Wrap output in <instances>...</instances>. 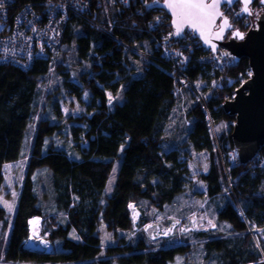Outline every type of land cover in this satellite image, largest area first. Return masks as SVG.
<instances>
[{"label":"trees","instance_id":"1","mask_svg":"<svg viewBox=\"0 0 264 264\" xmlns=\"http://www.w3.org/2000/svg\"><path fill=\"white\" fill-rule=\"evenodd\" d=\"M44 1L17 0L13 13L25 3ZM100 4L93 3V11L85 15L71 13L58 45V49L75 46L80 63L90 64L76 72L83 88L65 81L79 98L84 90L91 93L89 115L62 120L57 108L60 91L43 92L54 55L37 60L28 70L0 65V183L7 164L28 159L5 260L13 264H193L192 250L200 248L207 263L264 264V147L244 164L233 144V129L219 136L213 133L223 120L234 127L236 119L223 105L249 79L248 58L218 70L208 51L185 38L173 44L182 47L181 56L190 57L185 64L164 50L172 28L171 17L161 8L147 9L140 0L130 5L119 0ZM161 15L165 21L157 24ZM250 18L234 21L247 32L244 21ZM185 43L191 49H183ZM133 57L140 60V69ZM63 68L59 63V72H65ZM201 81L206 85L198 87ZM121 86L123 99L111 103L109 94H117ZM187 90L196 103L184 117L189 126L182 132L186 141L175 144L167 128L185 104ZM71 122L75 124L69 128ZM167 145L172 147L168 151ZM193 150L209 152V171L198 179L206 184L209 199L222 203L217 218L228 226L227 233L200 231L193 235L194 244H175L169 238L152 242L143 229L150 222L147 213L152 209L163 213L192 189L194 178L184 156ZM119 162L108 194L109 178ZM132 205L143 210L138 229ZM33 217L42 219V233L53 245L48 253L24 248ZM8 220L0 206L4 229ZM101 224L133 236L120 239L101 256ZM253 228L261 232L254 234Z\"/></svg>","mask_w":264,"mask_h":264},{"label":"rangeland","instance_id":"2","mask_svg":"<svg viewBox=\"0 0 264 264\" xmlns=\"http://www.w3.org/2000/svg\"><path fill=\"white\" fill-rule=\"evenodd\" d=\"M240 8H242V6H240ZM162 11L164 10L162 9ZM260 11L263 12L264 10L262 11V9H254L253 14L249 16L251 17L250 21L245 19L244 25H246V22H250L251 24H254L252 29L255 28L257 25V17L259 16ZM233 13L234 11L230 12L229 14ZM77 32L80 33V30L78 29ZM133 59V62L137 65V69H140V60L135 59L134 57ZM53 63L54 68L43 84L42 90L45 95L51 92L53 93L56 89L60 91L59 93L62 94V99L58 103L57 108L61 113L62 120H66L70 116L80 117L82 115H89L88 110L92 102L91 93L88 90H84L82 97L79 98L72 91L71 86L65 83V81H68V83H74L80 88H83L81 82L78 81L76 72L80 69L90 68L89 62H84L83 64L80 63L75 46L68 48L61 45V47H59V49H57L56 53L54 54ZM59 63L65 67L63 68L65 72H59ZM204 85H206L205 82L201 81L197 86L203 87ZM124 89L125 87L121 86L117 94H109L112 97L111 103L121 101L123 99ZM210 93L211 91L206 94L210 95ZM199 94H201L200 89ZM185 99V104H183L180 109H177V112L172 117V120L170 121L167 128V136L175 144H182L184 141H186V135L182 132L186 131L189 126L187 125L186 118L184 119V117H186L187 109L191 108V106L196 103L193 93L189 90L185 92ZM74 124L75 122H71L69 124V128H71ZM232 129H234V127L232 128V124L223 120L215 125L213 128V133L214 135L216 134L219 136L223 133H229ZM171 148L167 145L165 150L168 151ZM184 158L186 159V164L190 169L192 177L194 178V184L191 190L185 192L181 196H178L175 202L168 206L163 213L158 212L156 209H152L149 213H147V216L150 218V222L147 223L143 229L145 230L147 237H149L152 242L169 238V241H173L175 244H194L195 241L193 239V235L197 232L214 230L216 232L219 231L227 233L228 226L226 224L220 223L217 218L218 210L220 209L222 203L219 201L215 202L210 200L207 196L206 184L202 180L198 179V175L207 173L209 171V152L193 150L189 156H184ZM27 166L28 159L26 158L13 164H7L5 166L4 175L0 183V206L7 211L9 219V222L7 223L8 229H4L3 224H0V245H2L0 246V264H13L8 263L5 260L4 249L7 244L11 225L16 214L20 190L27 173ZM120 166L121 162L115 165L113 173L109 178L106 189L108 194H110L114 188ZM7 205H12V209L9 210ZM131 209L135 229H138L139 223L142 222L143 210L136 205H132ZM42 229L43 221L38 239L44 243V245L47 247V250L50 252L53 245L49 241L47 235L42 233ZM252 232L255 234L261 231L259 229L253 228ZM98 234L100 236L102 246L101 256L106 254V250L109 246L117 244L120 239L129 240L133 236V232H125L120 230L110 231L105 224H101L98 227ZM184 237L189 238L190 240L187 241L184 239ZM29 239H31V228ZM196 250L195 252L192 250V253H194V255L192 254L193 264H215L204 261L202 250L200 248H197ZM14 264L36 263L26 262Z\"/></svg>","mask_w":264,"mask_h":264},{"label":"water","instance_id":"3","mask_svg":"<svg viewBox=\"0 0 264 264\" xmlns=\"http://www.w3.org/2000/svg\"><path fill=\"white\" fill-rule=\"evenodd\" d=\"M154 2L156 5L150 3L147 4L148 7H159L171 17V26L175 31L173 37L181 38L185 31H191L202 41L206 51L216 53L220 48H225L235 57L236 62L244 57L248 58L251 77L236 91L232 100L224 103L223 108L227 114L236 119L232 140L239 160L244 164L249 163L264 147V11H260L255 28L247 32L238 29L233 31V24L224 16L223 8L233 7L240 2L243 15L251 16V5L255 0H202L206 5H217L211 18L205 21L204 35H201V30L197 27L187 23L177 34L176 16L167 6L169 0L161 3L154 0ZM260 3L264 6V0H260ZM229 32L232 34L227 38ZM24 248L39 254L49 252L41 242L31 239L25 243Z\"/></svg>","mask_w":264,"mask_h":264},{"label":"built area","instance_id":"4","mask_svg":"<svg viewBox=\"0 0 264 264\" xmlns=\"http://www.w3.org/2000/svg\"><path fill=\"white\" fill-rule=\"evenodd\" d=\"M96 1L98 6L101 5V0H45L43 4H40L41 6L28 2L13 13L17 0H0V4H2V7H0V65L12 64L28 70L37 60L52 57L58 49L63 29L69 21L70 14L85 15L92 12L94 9L93 3ZM119 1L124 5H130L135 0ZM157 1L161 2L162 0ZM140 2L147 9L159 8L148 7L147 4L150 3L156 5L154 0H140ZM243 16L242 8H240L225 17L233 24L234 31L236 29L240 30V24L235 23L234 20L241 19ZM248 17L246 16V18ZM164 18V15L159 16L156 23L162 24L165 21ZM245 26L250 27V30L254 24L246 22ZM170 27L172 29L165 38L164 50L168 56L174 59L180 57L187 64L190 57L185 54L181 56L182 47H174L173 44L188 38L190 42L195 41L203 47L202 41L191 31H189V36L184 34L181 38L173 37L175 31L171 24ZM188 48L191 49V44L185 43L183 49ZM208 52L211 55L210 59L215 69L231 68L237 63L235 57L224 48H220L216 53ZM246 81H243L242 85ZM33 220H37L41 226L42 219L33 217L29 221L30 228Z\"/></svg>","mask_w":264,"mask_h":264},{"label":"snow or ice","instance_id":"5","mask_svg":"<svg viewBox=\"0 0 264 264\" xmlns=\"http://www.w3.org/2000/svg\"><path fill=\"white\" fill-rule=\"evenodd\" d=\"M176 16V28L177 34L181 30L182 26L187 23L193 27H197L201 30V35H204L203 27L206 20L211 18L212 13L215 11L217 5H206L200 0V2H194V0H169L167 5ZM2 7V4H0ZM225 24L227 21L225 20ZM239 35V33H237ZM242 38V37H241ZM112 97L109 95V100ZM9 210L12 209V205H7ZM35 223V222H33Z\"/></svg>","mask_w":264,"mask_h":264},{"label":"flooded vegetation","instance_id":"6","mask_svg":"<svg viewBox=\"0 0 264 264\" xmlns=\"http://www.w3.org/2000/svg\"><path fill=\"white\" fill-rule=\"evenodd\" d=\"M238 4L241 5V3L238 2V3H236L233 7H224V8H223L224 16L228 15V14L231 12V9H233V8H234L236 5H238ZM226 8H227V9H226ZM254 9H262V11L264 10V6L261 5L260 0H255V2L251 5V11H252V14H253V10H254ZM244 16H245V15H244ZM246 16H247V15H246ZM240 31H243V30H240ZM243 32H245V31H243ZM231 34H232V32H229L227 38H228Z\"/></svg>","mask_w":264,"mask_h":264},{"label":"bare ground","instance_id":"7","mask_svg":"<svg viewBox=\"0 0 264 264\" xmlns=\"http://www.w3.org/2000/svg\"><path fill=\"white\" fill-rule=\"evenodd\" d=\"M35 222V223H33ZM41 232V226L40 224L38 223L37 220H33L32 221V225H31V240L32 241H39L41 242L38 237H39V233ZM43 245L44 243L41 242Z\"/></svg>","mask_w":264,"mask_h":264}]
</instances>
